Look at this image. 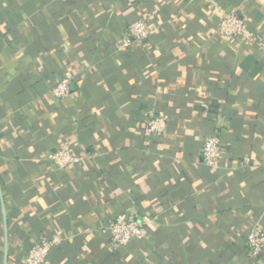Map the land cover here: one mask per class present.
Listing matches in <instances>:
<instances>
[{"label": "crops", "instance_id": "obj_1", "mask_svg": "<svg viewBox=\"0 0 264 264\" xmlns=\"http://www.w3.org/2000/svg\"><path fill=\"white\" fill-rule=\"evenodd\" d=\"M257 42L220 34L210 2ZM145 15L150 36L129 25ZM70 73L67 96L53 88ZM166 130L145 129L149 115ZM217 135L221 160L201 155ZM68 144L80 164L46 159ZM120 213L148 238L109 244ZM264 0H0V264H264Z\"/></svg>", "mask_w": 264, "mask_h": 264}, {"label": "built area", "instance_id": "obj_2", "mask_svg": "<svg viewBox=\"0 0 264 264\" xmlns=\"http://www.w3.org/2000/svg\"><path fill=\"white\" fill-rule=\"evenodd\" d=\"M212 10L218 22L220 34L228 38L241 39L243 41L257 42L255 31L240 18L235 11L226 10L215 1L210 2ZM129 34L133 40L143 42L150 36V26L145 15L139 16L129 25ZM70 73L66 69L63 78L53 88V94L58 99L67 96L69 89ZM146 131L158 135L166 130V119L161 115L151 114L146 120ZM201 155L204 162L210 167H217L221 160V143L217 135L207 136L203 142ZM46 159L57 171H66L80 164L82 157L74 154L68 144L58 146L49 152ZM109 244L111 246H127L133 242L148 238V231L144 222L135 214L120 213L108 227ZM245 243L248 253L252 257H258L264 253V229L258 226L251 227L245 235ZM53 242L46 238L40 239L27 253L23 264H43Z\"/></svg>", "mask_w": 264, "mask_h": 264}]
</instances>
